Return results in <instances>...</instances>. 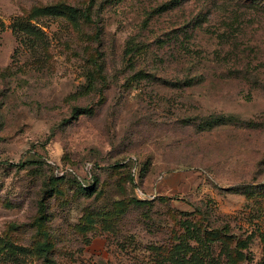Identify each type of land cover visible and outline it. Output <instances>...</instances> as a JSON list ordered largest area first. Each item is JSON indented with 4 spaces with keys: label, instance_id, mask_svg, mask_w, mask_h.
Masks as SVG:
<instances>
[{
    "label": "rangeland",
    "instance_id": "rangeland-1",
    "mask_svg": "<svg viewBox=\"0 0 264 264\" xmlns=\"http://www.w3.org/2000/svg\"><path fill=\"white\" fill-rule=\"evenodd\" d=\"M183 221L264 264V0H0V264H192Z\"/></svg>",
    "mask_w": 264,
    "mask_h": 264
},
{
    "label": "trees",
    "instance_id": "trees-1",
    "mask_svg": "<svg viewBox=\"0 0 264 264\" xmlns=\"http://www.w3.org/2000/svg\"><path fill=\"white\" fill-rule=\"evenodd\" d=\"M48 10H49V12H53V11H51L52 10L51 8ZM86 189H88V190L90 189V191L92 190L91 193L94 192V189L91 187H85V190ZM136 203L138 204L137 207L139 209L150 206L149 205L150 203H145L144 201H136ZM122 220L123 219H120V222H122ZM175 222L180 223V220L178 219V217H175ZM183 224H184V226H186L185 232L189 233L191 235L190 238L193 240V242L195 244L194 247H191V244H189L184 248V250L187 251V254L189 253V256H190V260H188V262H190L192 264H203V262H205L204 258L206 257L205 251H203L204 245H208V243L210 241H211V243H216L218 239L213 234L210 237L209 234H211V233H208L205 229L202 231V229L200 227L191 225L188 221H183L182 225ZM118 232H119V228H118ZM210 232H215V231L212 230ZM226 237H227V240L225 241L226 244H222V249H223L222 251H224V254H226L227 258L231 259V255H228V254L230 253L229 250L234 249V247L232 246L234 243L232 241V237H229V236H226ZM176 248L179 249L180 247H176ZM156 250L159 251V250H161V248L156 249ZM184 250H182V251H184ZM206 263L207 262H205V264ZM211 263H213L212 260H211ZM180 264H184V261L181 262Z\"/></svg>",
    "mask_w": 264,
    "mask_h": 264
}]
</instances>
